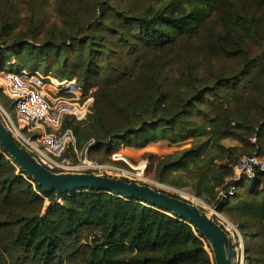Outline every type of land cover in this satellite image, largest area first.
<instances>
[{"label": "trees", "instance_id": "trees-1", "mask_svg": "<svg viewBox=\"0 0 264 264\" xmlns=\"http://www.w3.org/2000/svg\"><path fill=\"white\" fill-rule=\"evenodd\" d=\"M41 68L96 90L89 119L63 128L101 163L168 132L209 133L220 161L236 153L226 140L264 156V0H0V71ZM235 162L192 191L236 223L247 264H264V171L233 181ZM176 168L159 162L156 180L184 187ZM0 264L216 263L189 221L110 192L47 193L0 144Z\"/></svg>", "mask_w": 264, "mask_h": 264}, {"label": "built area", "instance_id": "built-area-1", "mask_svg": "<svg viewBox=\"0 0 264 264\" xmlns=\"http://www.w3.org/2000/svg\"><path fill=\"white\" fill-rule=\"evenodd\" d=\"M0 90L14 102L18 121L15 124L0 106V114L2 112L9 121L7 127L17 142L41 164L56 173L85 171L100 174L97 171L102 165L98 163L85 160L79 166L66 158L65 153L70 148L77 151L76 138L71 130L59 134L65 119L83 123L90 115L94 99L84 96L76 79L59 80L37 71H0ZM257 169L264 171V162L259 155H242L235 162L232 180L239 181L244 176L254 178ZM236 191V186L229 184L220 191V197L228 199Z\"/></svg>", "mask_w": 264, "mask_h": 264}, {"label": "rangeland", "instance_id": "rangeland-1", "mask_svg": "<svg viewBox=\"0 0 264 264\" xmlns=\"http://www.w3.org/2000/svg\"><path fill=\"white\" fill-rule=\"evenodd\" d=\"M10 68H18L17 60H13L10 63ZM37 72L47 75L43 73L42 68L38 69ZM95 91L96 90H93L91 92L92 94L90 95V97L93 99V93H95ZM13 103V101H10L7 106H5L6 104L4 105L0 99V106H2V108L8 113L13 122L18 124L15 110L12 108ZM1 115L5 124L8 126L9 121L7 117L2 112ZM70 120L72 121V119ZM66 131L67 130H64L62 127V130L59 134H64ZM175 135L177 134L172 132H168L166 134L161 133L158 142L142 145H118L115 153L105 163H101L99 160L92 159L85 151L81 152L79 150L75 151L73 149H69L65 153V157L71 158L72 161L79 166L85 160L98 163L102 165V168L98 169L97 171L100 174L125 178L141 184H147L160 191L179 196L180 198L186 199L200 206L209 214L214 215L217 222L222 224L228 230V232L235 237L238 251L236 264H247L245 249L248 240L244 239L241 232L238 230L236 223L224 213L217 211L219 213H217V216L215 214V207L209 205L203 199L196 197L192 191V187L195 182L202 181L205 183L210 179V176H212L213 170L216 167V163L222 164L223 162L225 163L230 161V159L237 160L240 156L244 155L246 150L245 146L234 140H226L222 142L221 144L226 149L233 148L236 150V153L229 159V154L227 153L223 155L224 161H220L217 158L219 154L218 150L216 149L214 139L209 133H205L203 136L198 138L189 136L186 137L184 141L178 140L176 137H174ZM256 142L257 140L253 139V143ZM193 151L196 152L193 153ZM252 152H254V150ZM194 159L196 160L194 161ZM260 160L264 162V156L260 157ZM161 161H169L171 163H175L176 167H179L173 171V175L174 177H177L175 180L176 183H179L184 187L164 184L156 180V168ZM58 202H61V199H58ZM222 215H225L232 223H230L228 220L227 221L229 223H225Z\"/></svg>", "mask_w": 264, "mask_h": 264}, {"label": "water", "instance_id": "water-1", "mask_svg": "<svg viewBox=\"0 0 264 264\" xmlns=\"http://www.w3.org/2000/svg\"><path fill=\"white\" fill-rule=\"evenodd\" d=\"M0 144L12 161L45 192L63 196L76 190H95L156 206L194 225L211 246L216 264H236L238 251L235 237L217 222L214 215L200 206L150 185L125 178L95 172H53L17 142L1 114Z\"/></svg>", "mask_w": 264, "mask_h": 264}, {"label": "bare ground", "instance_id": "bare-ground-1", "mask_svg": "<svg viewBox=\"0 0 264 264\" xmlns=\"http://www.w3.org/2000/svg\"><path fill=\"white\" fill-rule=\"evenodd\" d=\"M222 217H223L225 223H229V222H230V221H229L227 218H225L223 215H222ZM227 220H228L229 222H228ZM230 223H232V222H230Z\"/></svg>", "mask_w": 264, "mask_h": 264}]
</instances>
